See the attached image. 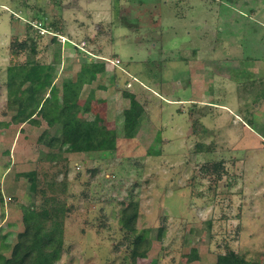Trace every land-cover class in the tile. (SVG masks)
Listing matches in <instances>:
<instances>
[{
  "label": "rangeland",
  "instance_id": "374dc122",
  "mask_svg": "<svg viewBox=\"0 0 264 264\" xmlns=\"http://www.w3.org/2000/svg\"><path fill=\"white\" fill-rule=\"evenodd\" d=\"M49 23L62 28L61 45L51 40ZM30 39L36 52L17 48ZM84 60L92 71L105 64L93 84L105 87L94 91V101L91 88L82 87L78 115L115 130L117 146L49 152L37 138L44 130L61 132V115L45 114L55 101L47 92L44 111L13 121L19 104L7 88L17 90L19 81L8 67L55 61L53 83L60 88ZM133 90L147 109L127 138L120 126L130 105L123 92ZM201 95L208 102L197 100ZM34 170L36 192L24 175ZM42 192L68 208L57 264H132L120 221L130 200L138 203L139 231L151 240L136 264H216L230 249L264 264V0H0L6 258L24 229V210L48 207Z\"/></svg>",
  "mask_w": 264,
  "mask_h": 264
},
{
  "label": "trees",
  "instance_id": "16d2710c",
  "mask_svg": "<svg viewBox=\"0 0 264 264\" xmlns=\"http://www.w3.org/2000/svg\"><path fill=\"white\" fill-rule=\"evenodd\" d=\"M30 28L33 29L32 24H30ZM47 29L56 32L55 35H51V40L61 45L56 36L57 31L62 32V28H59L55 23H49ZM30 40L31 42L26 41L17 48L22 51L30 48L31 51L36 52V42L33 39ZM75 48L79 50L77 46ZM55 56L57 57V55ZM54 62H38L40 63L38 68H32L25 62L15 63L8 67V74H12L11 78L19 81L17 90H13V92L10 90L11 83H8L7 88L8 96L11 98L14 96L15 101L19 104L13 121L16 123L26 122L40 111H44L46 109L43 107L44 97L48 92L55 104L47 109L45 114L61 115L62 127L57 136L50 135L46 130L42 131L37 138L39 145L45 146L49 152L67 149L72 152L98 151L104 153L114 150L117 146L116 131L103 128L100 126L99 120L81 118L77 108L83 85L94 83L97 79V73L104 68L103 65H100V69L94 72L90 69L88 61L84 60L76 80L64 79L59 88L53 83L56 72ZM17 84L18 82L15 83V85ZM23 84L26 85V88L20 90L19 86ZM123 93L129 99L130 105L122 113L120 126L125 137L133 138L144 109L136 95L131 92ZM85 110L88 108L85 107ZM36 173L35 170L24 173L33 185L35 192L38 184ZM42 196L44 198L43 203L47 204L48 207L44 206L37 209V204L33 203L29 210H24V229L17 234V240L11 249V256L6 258L2 252L0 253V264H57L64 249L63 219L68 208L54 194L46 196L42 192ZM129 202L121 210L120 221L121 228L128 237L132 264H136L139 258L147 257L151 240L148 234L139 231L137 227L138 203L133 200ZM3 237L6 239L5 241L8 240L6 236ZM3 246L8 248V245ZM151 264H156V260H153ZM216 264L257 263L245 259L230 249L217 256Z\"/></svg>",
  "mask_w": 264,
  "mask_h": 264
},
{
  "label": "crops",
  "instance_id": "0c3cea01",
  "mask_svg": "<svg viewBox=\"0 0 264 264\" xmlns=\"http://www.w3.org/2000/svg\"><path fill=\"white\" fill-rule=\"evenodd\" d=\"M76 50V49H75ZM77 51V50H76ZM79 53V52H78ZM87 61V60H86ZM180 61L181 62H183L182 61V59H180ZM100 65H103V67L105 68V64H100ZM174 66H176V65H174ZM174 66H173V68H174ZM189 66V65H188ZM183 67H185V65L183 66ZM104 68L102 69V70H100L98 73H103L105 70H104ZM98 70H96V71H94V72H97ZM97 73V74H98ZM125 73V72H124ZM76 77H77V75H76ZM111 77V79H113V78H115L116 79V77H115V75H111L110 76ZM68 78H71V79H73V80H76V78H73L72 76H68L67 78H65V79H68ZM134 79H136L135 77H133ZM113 82V81H112ZM128 82L131 84V87H134V82L132 81V79L131 78H129V80H128ZM95 84H96V81L94 82ZM94 83H85L83 86H87V87H90L91 88V90H90V92H89V97H90V99H91V101H94V98H93V94H94V91H96V90H98L99 88H103V87H105V86H102V85H96V87H95V85H93ZM128 83V84H129ZM98 84V83H97ZM118 82L116 83V85L118 86ZM115 85V84H114ZM113 85V88H115V86ZM135 88V87H134ZM115 90H116V88H115ZM139 90V89H138ZM137 92H139V91H136V90H133L131 93L132 94H134V95H136V98L138 99V97H137ZM207 92V91H206ZM202 96V98H197V100L198 99H201V100H203V102L202 103H205V102H208V100H205V98H207V96H209L210 97V95H209V93H207V96H205V95H201ZM124 99H125V97H123L122 95H121V102H123L124 103ZM106 101V100H105ZM177 101H183V100H181V99H179V100H176V101H174V102H177ZM194 102H196V100L195 101H193V103ZM129 104H130V102H129ZM142 105H143V109L145 110V109H147L146 108V105H144L143 104V102L141 103ZM108 105H109V103H108ZM78 106H79V104H78ZM78 108V110H79V107H77ZM126 109L127 108H129V105H127L126 107H125ZM182 109V108H181ZM85 111H88V110H85ZM178 112H181V113H183V111L182 110H180V109H178ZM173 112L171 111V114H172ZM92 114V113H91ZM92 116H94L93 114H92ZM87 119H89V120H94V118H92V117H88ZM78 153H81V152H78Z\"/></svg>",
  "mask_w": 264,
  "mask_h": 264
},
{
  "label": "built area",
  "instance_id": "2783aa9c",
  "mask_svg": "<svg viewBox=\"0 0 264 264\" xmlns=\"http://www.w3.org/2000/svg\"><path fill=\"white\" fill-rule=\"evenodd\" d=\"M74 44V43H73ZM74 45H76V44H74ZM82 45H84V43H82ZM78 47H80L81 49H82V46H78Z\"/></svg>",
  "mask_w": 264,
  "mask_h": 264
}]
</instances>
